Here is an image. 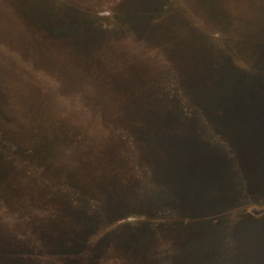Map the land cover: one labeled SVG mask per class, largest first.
Returning <instances> with one entry per match:
<instances>
[{
	"label": "rangeland",
	"instance_id": "374dc122",
	"mask_svg": "<svg viewBox=\"0 0 264 264\" xmlns=\"http://www.w3.org/2000/svg\"><path fill=\"white\" fill-rule=\"evenodd\" d=\"M241 212L264 0H0V264H224L204 223Z\"/></svg>",
	"mask_w": 264,
	"mask_h": 264
},
{
	"label": "water",
	"instance_id": "95a60500",
	"mask_svg": "<svg viewBox=\"0 0 264 264\" xmlns=\"http://www.w3.org/2000/svg\"><path fill=\"white\" fill-rule=\"evenodd\" d=\"M241 184V183H240ZM247 190V184L242 181V187L240 191ZM247 193H249L247 191ZM224 207V206H223ZM222 207V208H223ZM224 207L222 210H225ZM221 210V209H220ZM219 212V211H218ZM217 214V213H215ZM221 214V213H220ZM239 214V213H238ZM230 213L216 217L213 221L204 223L205 236L203 239V248L212 250L227 257L225 252H219V248L222 243L228 241L226 238H234L236 245L241 244L239 251V257L232 261L223 260L224 264H264V224L262 226L256 221V217H249V215L242 213L238 217H234L233 223H230ZM255 219V220H254ZM256 221V223H253ZM257 243L258 246H254ZM255 247H258L257 249ZM194 250L189 248L185 254H192ZM189 256L184 257L187 259Z\"/></svg>",
	"mask_w": 264,
	"mask_h": 264
}]
</instances>
